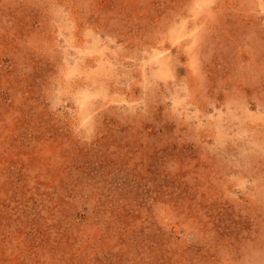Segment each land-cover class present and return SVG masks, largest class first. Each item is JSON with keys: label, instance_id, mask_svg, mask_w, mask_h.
Segmentation results:
<instances>
[{"label": "rangeland", "instance_id": "1", "mask_svg": "<svg viewBox=\"0 0 264 264\" xmlns=\"http://www.w3.org/2000/svg\"><path fill=\"white\" fill-rule=\"evenodd\" d=\"M0 264H264V0H0Z\"/></svg>", "mask_w": 264, "mask_h": 264}]
</instances>
